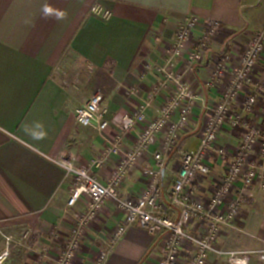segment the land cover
<instances>
[{"label":"crops","instance_id":"1","mask_svg":"<svg viewBox=\"0 0 264 264\" xmlns=\"http://www.w3.org/2000/svg\"><path fill=\"white\" fill-rule=\"evenodd\" d=\"M99 5L111 12L107 21L91 15ZM48 6L52 14H45ZM56 12L65 15L58 19ZM189 18L199 20L174 71L190 88L195 108L177 147L164 155L160 178L143 170L156 168L154 153L162 152L165 134L148 146L117 186L124 198H136L154 182L169 207L181 152L198 148L204 105L216 103L229 83L210 84L214 57L240 54L253 36L264 31V0H0V251L3 234L30 236L15 247L5 264H56L65 248L77 214L88 208L86 198L68 206L73 178L61 161L89 168L102 184L109 183L128 152L134 150L145 123L123 132L119 118L140 106L147 120L158 118L176 93L171 82L154 97L163 79L158 69L171 59L175 37ZM219 31L204 48L201 62H189V52L207 41L208 25ZM254 70L253 84H264V53ZM236 66V61L229 63ZM86 87L90 95L83 96ZM134 91V94H131ZM102 93L109 109L103 130L76 124L75 109ZM178 112L170 120L177 121ZM119 139L120 152L92 167L110 143ZM239 135L223 129L219 143L231 153ZM212 174L195 194L207 198L223 170L213 157ZM172 207V206H170ZM92 220L72 264H158L165 238L132 224L116 244L112 237L123 214L112 201ZM172 215H177L172 208ZM192 233H201L195 225ZM218 251H254L252 264H264V189L255 184L246 192L232 226L221 228ZM258 252V253H257ZM102 253L107 257L99 262ZM208 264H229L225 255L211 253Z\"/></svg>","mask_w":264,"mask_h":264},{"label":"built area","instance_id":"2","mask_svg":"<svg viewBox=\"0 0 264 264\" xmlns=\"http://www.w3.org/2000/svg\"><path fill=\"white\" fill-rule=\"evenodd\" d=\"M91 15L107 21L112 14L96 5L92 8ZM198 24V19L189 18L179 27L172 57L165 66L158 69L160 74L163 73V79L155 89L154 97L162 92L168 82L176 86V94L164 104L159 117L146 119L145 110L149 106L147 103L140 106L135 114H125L119 118L124 133L134 129L138 123H145V128L140 132L134 150L122 158L109 183L101 184L90 167H78L63 161L59 163L73 178L68 206L74 207L79 199L86 198L88 208L84 213L77 214L76 224L56 264H72L90 222L98 216L107 201L114 202L123 214V220L111 239L113 245L126 233L130 225L137 224L150 234H160L165 238L163 255L158 264H208L211 253L225 255L229 264H252V256L256 252L218 251L215 249V242L221 228L234 225L246 192L255 184L264 189V84H253L252 77L264 53V31L254 35L240 54L235 56L227 52L214 57L215 67L210 84L213 86L230 74L229 83L219 101L204 105L205 115L199 132L198 148L180 154L179 168L170 193L172 207L163 203L156 182L136 198L122 197L117 188L140 155L164 133L162 152L153 155L156 168L143 170L148 177L160 178L165 167L164 155L177 147L181 131L188 128L189 116L196 106L195 97L187 82L175 73L174 59L183 55L185 45ZM208 26V40L202 42L200 48L189 52L191 66L192 63L201 62L205 56V46L219 31L216 23ZM232 60L236 61L235 67L229 64ZM104 100L102 93L97 92L85 104L76 108V124L97 130L107 128L109 109L104 106ZM174 112H178L177 121L170 120ZM225 128L239 135L235 152L229 153L219 143L220 134ZM119 152L118 139L110 143L100 158L93 161L92 167L100 168L108 157ZM213 157L223 172L211 187V194L203 199L197 197L195 192L212 174ZM173 207L177 211L175 217L172 215ZM195 224L201 229V233L188 230L190 225ZM29 236L27 232L19 237L3 234L4 248L0 251V264H5L13 249L23 245ZM260 253L264 255V251ZM106 257L107 254L102 253L99 262H103Z\"/></svg>","mask_w":264,"mask_h":264},{"label":"clouds","instance_id":"3","mask_svg":"<svg viewBox=\"0 0 264 264\" xmlns=\"http://www.w3.org/2000/svg\"><path fill=\"white\" fill-rule=\"evenodd\" d=\"M44 13L47 15V14H52L53 13V9L48 7V6H45L44 9H43ZM57 18L58 19H62L64 17V13L63 12H56L55 13Z\"/></svg>","mask_w":264,"mask_h":264},{"label":"rangeland","instance_id":"4","mask_svg":"<svg viewBox=\"0 0 264 264\" xmlns=\"http://www.w3.org/2000/svg\"><path fill=\"white\" fill-rule=\"evenodd\" d=\"M84 90H86V92L82 93V94H84L83 96H88V95H90L91 90L88 89V87H86V89H84ZM89 92H90V93H89Z\"/></svg>","mask_w":264,"mask_h":264}]
</instances>
